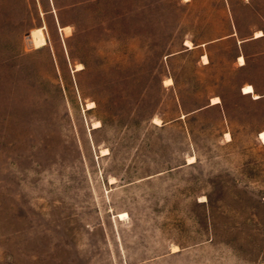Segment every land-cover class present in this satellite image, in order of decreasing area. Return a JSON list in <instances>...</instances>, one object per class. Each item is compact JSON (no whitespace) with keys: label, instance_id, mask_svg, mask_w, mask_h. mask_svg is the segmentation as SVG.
<instances>
[{"label":"rangeland","instance_id":"rangeland-1","mask_svg":"<svg viewBox=\"0 0 264 264\" xmlns=\"http://www.w3.org/2000/svg\"><path fill=\"white\" fill-rule=\"evenodd\" d=\"M231 2L0 0V264H264L253 71L233 39L186 51L264 29ZM214 96L228 120L191 114Z\"/></svg>","mask_w":264,"mask_h":264},{"label":"crops","instance_id":"crops-1","mask_svg":"<svg viewBox=\"0 0 264 264\" xmlns=\"http://www.w3.org/2000/svg\"><path fill=\"white\" fill-rule=\"evenodd\" d=\"M243 5L251 4L255 1H264V0H241ZM223 6L222 11L225 12L227 25H229V16L238 8L231 2V0H222ZM264 9V7H263ZM235 24V23H234ZM236 26V25H235ZM257 30H262L263 34L261 36H255ZM228 39H233L236 45V55L233 59L232 66L241 70H251L253 75H249L246 79L243 80V84L238 88V95L241 98L248 99L256 105H262L264 103V29H255L252 31V34L249 37H240L239 31L236 28V31L227 33L224 36L208 39L205 41H198L193 43L195 47L189 49L186 48V51L201 50L199 52L198 64L201 66H211L212 61L208 49L213 45L220 44ZM193 42V41H192ZM204 47V49H202ZM254 48V49H253ZM180 51L177 54L183 53ZM206 55L209 59V62L204 63L202 58ZM241 59L243 62H241ZM247 84H251L254 87V91L259 95V98H254L252 93H244L243 87ZM215 97V96H214ZM219 97V96H218ZM212 98H209V101L206 105L194 110L191 114L199 113L206 109H218L223 112L224 117L228 120L227 108L223 98L220 96V101L212 103ZM227 133V132H226Z\"/></svg>","mask_w":264,"mask_h":264},{"label":"bare ground","instance_id":"bare-ground-1","mask_svg":"<svg viewBox=\"0 0 264 264\" xmlns=\"http://www.w3.org/2000/svg\"><path fill=\"white\" fill-rule=\"evenodd\" d=\"M65 28H68V27H65ZM262 34H263L262 30H257V31L255 32V36H261ZM29 38H30V41L32 42V39H31V36H30V35H29ZM32 43H33V42H32ZM33 45H34V44H33ZM186 45H187L189 48H193V47H194L192 41H190V40H187V41H186ZM203 60H204V63L209 62V59H208V57H207L206 55L203 56ZM241 62H243L242 59H241ZM165 83H166V85H171V84H173V80H172V78H167V79L165 80ZM243 92H244V93H252L254 98H259V95L254 91V87H253L251 84H247V85H245V86L243 87ZM219 101H220V98L217 97V96L212 98V103H216V102H219ZM90 104H92V103H90ZM155 123L158 124V125H161V121H160V119H159V118H156V119H155ZM227 137L230 139V134H229V133H227ZM260 138L264 140V132H261V136H260ZM195 159H196V156H194V155H191V156L189 157V160H190V161H195ZM125 216H127V213H125V212L121 213V215H120L121 219L125 218Z\"/></svg>","mask_w":264,"mask_h":264}]
</instances>
